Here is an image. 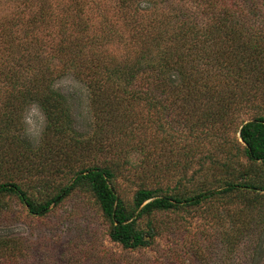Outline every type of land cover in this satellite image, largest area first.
Instances as JSON below:
<instances>
[{
    "label": "trees",
    "instance_id": "obj_1",
    "mask_svg": "<svg viewBox=\"0 0 264 264\" xmlns=\"http://www.w3.org/2000/svg\"><path fill=\"white\" fill-rule=\"evenodd\" d=\"M71 1L61 19L56 14L59 6L54 8L51 0H15L11 13L19 22L0 18V83L7 93L0 108V208L4 196H15L30 213L44 216L75 188H86L110 223L111 239L125 248L137 249L148 246L154 236L151 226L142 228L139 220L156 211L195 206L218 194L244 196L260 204L256 191L264 177V115L248 121L234 119L240 113L237 108L246 106L256 94L252 80L258 65L264 72V30L258 32L250 14L257 10V1L250 0L248 11L240 0H196L195 10L184 4L173 6L148 22L142 15L149 10L140 8L144 0H119L117 5L130 33L127 44L132 45L129 54L119 59L108 45L115 39L125 40L126 31L93 34L84 18L85 3ZM200 12L206 15V22L201 21L205 19ZM23 20L27 27H22ZM57 21L58 31L54 32L51 26ZM15 24L21 30H14ZM71 26L76 27L70 30ZM16 31L24 35L15 36ZM56 37L58 41L48 44ZM68 75L86 85L102 119L114 122L125 117L123 105L132 100L142 101L158 113L179 108L178 117L194 131L206 127L230 130L231 125L237 135L236 146L238 150L242 147L251 165L239 176L223 181L219 191L201 189L188 194L142 186L131 207L115 188L117 163L115 167L79 170L72 183L56 193L46 189L48 184L37 193L31 192L18 181L24 172L45 169L46 160L68 162L93 143L92 139L71 135L66 94L55 86ZM29 104L41 107L48 128L59 140L66 138V144L34 148L22 138V116ZM202 105L205 108L197 115ZM162 125H157L158 131ZM147 158H151L150 150L143 161ZM64 171L62 166L55 169L58 174ZM148 172L149 178L160 177V165L150 168L148 164L141 174ZM261 186L264 189V181ZM8 246L7 240L0 242L1 250Z\"/></svg>",
    "mask_w": 264,
    "mask_h": 264
},
{
    "label": "rangeland",
    "instance_id": "obj_2",
    "mask_svg": "<svg viewBox=\"0 0 264 264\" xmlns=\"http://www.w3.org/2000/svg\"><path fill=\"white\" fill-rule=\"evenodd\" d=\"M13 1L0 0V18L16 23L18 18L11 13ZM51 1L54 8L59 6L56 9L59 19L72 2ZM118 1L80 0L85 3L84 18L93 34L126 31L123 33L125 40L115 39L108 45L115 59L128 55L132 49V45L127 44L130 33ZM145 1L140 8L149 10L141 14L148 22L154 16L160 17L164 10L182 4L195 10L196 6V0ZM256 1L258 8L250 14L260 32L264 30V0ZM240 3L250 11V0H240ZM199 14L205 19L201 21L206 22V15ZM69 21L74 22L73 18ZM22 23V27H27L26 20ZM58 26L57 21L51 29L56 32ZM13 29L21 30L18 25ZM14 35L24 34L16 31ZM55 41H58L57 37L48 44ZM257 70V76L252 80L256 94L247 100L246 106L237 108L236 112L240 113L235 114L234 119L238 122L264 115V72L260 65ZM55 86L66 94L71 135L92 139L93 143L89 149L78 151L68 162L46 160L45 169L24 172L18 181L31 192L37 193L48 184L46 189L56 193L71 184L79 170L105 165L115 167L117 163L115 188L119 197L131 207L142 186L188 194L201 189L219 191L223 189L220 187L223 181L239 176L251 165L241 146L238 150L235 127L231 125H228L230 130L206 127L194 131L178 117L179 108L158 113L148 109L144 102L132 100L123 105L125 117L112 122L101 118L100 108L94 106L86 85L73 75L57 80ZM3 87L0 83V108L7 98ZM29 105L22 116V138L34 148L66 144V138L59 140L48 128L41 107ZM204 108L202 105L196 114L200 115ZM159 123H163L160 131ZM147 150H150L151 158L144 162ZM148 164L150 168L160 165V174H157L160 177L149 178L150 172L141 174ZM58 166L65 171L55 172ZM263 181L264 177L260 186ZM260 186L256 191L260 204L244 196L222 197L218 194L195 206L156 211L142 218L140 226L145 229L151 226L154 236L148 246L137 249L125 248L111 239L110 223L86 188H75L44 216L30 213L15 196H4V205L0 208V242L7 240L10 246L6 250L0 249V264H264V189Z\"/></svg>",
    "mask_w": 264,
    "mask_h": 264
}]
</instances>
